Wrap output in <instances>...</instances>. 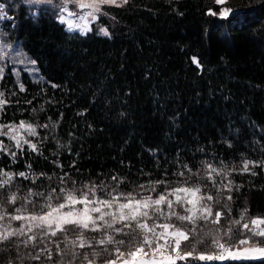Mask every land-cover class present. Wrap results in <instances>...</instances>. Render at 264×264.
<instances>
[{
	"label": "trees",
	"instance_id": "16d2710c",
	"mask_svg": "<svg viewBox=\"0 0 264 264\" xmlns=\"http://www.w3.org/2000/svg\"><path fill=\"white\" fill-rule=\"evenodd\" d=\"M0 1L11 16L5 41L21 42L43 77L24 70L21 90L7 67L0 121L48 125L40 127L38 151L0 154V175H28H15L0 195H47L89 183L129 192L183 179L176 174L191 175L188 169L210 187L212 164L233 181L224 218L237 219L245 209L249 217L264 215V164L249 165L255 176L241 171L245 160L264 162V0H129L99 17L108 35L98 24L70 31L51 6ZM225 5L234 10L227 18L220 16ZM10 204L4 207L13 211ZM44 244L55 249L48 238ZM37 249L20 245L24 264L46 262L30 259ZM18 250L0 244V261L18 259ZM111 258L102 253L97 260Z\"/></svg>",
	"mask_w": 264,
	"mask_h": 264
},
{
	"label": "snow or ice",
	"instance_id": "6c2138e0",
	"mask_svg": "<svg viewBox=\"0 0 264 264\" xmlns=\"http://www.w3.org/2000/svg\"><path fill=\"white\" fill-rule=\"evenodd\" d=\"M47 2L51 3V0ZM128 2L129 0H63L65 4L89 9L88 16L94 19L98 18L97 14L101 12L102 6H121ZM215 2L221 4L224 0ZM63 11L67 12V9ZM231 13L232 9L225 8L220 16L227 18ZM60 21L64 23L65 17L61 16ZM74 27L76 25L68 24L69 30ZM89 30L84 27L82 32ZM100 31L104 35L109 34L107 29L101 28ZM29 63L36 62L32 60ZM2 95L0 93V97ZM6 103L5 99L0 98V109ZM37 127L47 128L48 125H33L25 121L0 124V136L15 141L14 148L23 149L24 145H28L33 151H38L37 143L19 135V130L24 129L28 137H36L39 135ZM0 151H9L3 140H0ZM10 155L15 158L17 153L11 151ZM250 164L259 167L264 162H243L241 171L255 176L258 173L250 169ZM207 169L210 170L207 174L211 181L210 187L203 182L204 176L200 172L193 173L188 169L191 175L185 176L184 171L176 174L183 179L175 182L151 181L147 185H138L137 189L129 192L119 191L117 184L85 185L79 189L52 188L50 194L29 192L23 198L15 194L7 198L0 195V244L18 250L21 244L27 247L31 243L39 251L30 255V259L39 261L40 253H46L47 259L51 261L52 250L44 244L45 238H48L59 256L70 257L68 264H75L76 259H81V264H95L102 253L113 257L105 260V264H209L225 261L264 264V216L246 219L245 209L238 219L229 215L226 227L202 231L203 226L208 223L220 224L221 216L225 215L220 209H227L230 214L227 202L232 200L230 193L233 190V181L226 179L230 173L217 172L212 164H207ZM212 173H217L219 183L213 179ZM3 174L8 179L0 181V186L9 184L15 175L28 179L25 172ZM112 179L115 181L117 177L113 176ZM212 189H215V195ZM225 192L229 194L224 195ZM30 196L39 197L40 200L30 199ZM18 200L21 202L12 212L4 207L8 203L15 205ZM13 221L21 223L14 227ZM177 222L181 225L186 222L191 228L184 230L177 226ZM190 234L194 237L193 242L184 246L191 250L182 251V241H188ZM205 238L208 239L207 244H204ZM62 243L66 248H61ZM198 244H204L205 249L211 250L197 251ZM77 247L89 251L77 253L74 250ZM122 247L127 250L122 251ZM7 264H15V261L9 260ZM56 264L65 262L58 259Z\"/></svg>",
	"mask_w": 264,
	"mask_h": 264
},
{
	"label": "rangeland",
	"instance_id": "374dc122",
	"mask_svg": "<svg viewBox=\"0 0 264 264\" xmlns=\"http://www.w3.org/2000/svg\"><path fill=\"white\" fill-rule=\"evenodd\" d=\"M23 2L27 3L34 10H36L39 6H51V7L55 8L57 10V16H58L59 19H60L61 16L65 17V22L64 23L66 24L67 28H68V24L69 23H72V24L76 25V27H74L70 31H76V32H81V33H86V32H82V29L84 27H87L88 29L91 30L92 26L94 24H98L99 23V17L107 15V7L110 6V5L102 6L101 12L97 14L98 18L94 19V18L88 16V12L90 11L89 9H80L75 4H65V3H63V0H51V3H48L47 0H41V2H39V3L37 2V0H23ZM226 2H227V0H224V3H222V4H226ZM5 7L7 8L6 3L3 2V1H0V69H2V72H0V93L3 94L2 97H0V98L5 99L7 101V99H6L5 95H4L5 91L1 87V82H2V79H3V76H4L5 72H6L7 67H12V69H13V71L15 73V76H16V80H17V82H18V84L20 86L22 85L21 75H22V72L24 70L27 71L35 80H43V77L41 76V73H40V70H39L37 64L36 63L35 64L29 63V61H32L34 59L23 49V46H22L21 42H19V41L6 42L5 41V38H6V40H9V30H8V28H6V24L7 23L4 24V22L7 21V19L11 18V16L6 11ZM65 8L67 9V12L63 11ZM225 8L232 9V8H230L227 5H225L223 7V9H225ZM233 12H234V10L232 9V13ZM68 13H73V15L69 16ZM101 28L106 29V27L98 24L99 31H100ZM21 61H23V63H21ZM7 103H8V101H7ZM4 106H3V108H4ZM2 110L3 109H0V114H1ZM21 121H25V122L31 123L33 125H40L39 123H36L34 121H29V120H21ZM19 122L4 123V122L0 121V124H18ZM5 131H7V129H5ZM37 132L39 133L38 136H36V137H28L26 132L24 131V129H20L19 130V135L23 136L24 138H27V139L31 140L32 142L37 143V148H38V145H39L40 140H41L40 127H37ZM0 140H3L4 144L9 149V151L6 152V153H10L11 151H15L16 152L18 150V148H14L13 147V145L15 144V141L11 140L9 137L0 136ZM27 147L30 148L28 145H24L23 148H27ZM2 152H4V151H0V154ZM220 171H223V170L217 169V172H220ZM212 177H213V179H216L217 181L219 180V177L217 176V173H212ZM13 178H14V176L12 177V179ZM7 179H8V177L5 176L4 174L0 175V181L7 180ZM86 185H97V186H99V184H97V183H89V184H86ZM5 186H7V184L3 185L1 187L3 188ZM105 186H114V184L113 183H106ZM119 188H120V186H118V190L122 191ZM97 191H98V194H99V189ZM212 193H213V195H215V190L212 189ZM53 195H55V194H53ZM224 195H228V193L225 192ZM31 199L40 200L39 197H34V198H31ZM20 202H21V200H18L17 204H15V205L10 204V205L15 208V207L19 206ZM29 208L31 209V206H29ZM6 210L8 212H12V211H9L7 208H6ZM177 210L179 211V209H177ZM215 210L216 209H214V211ZM220 210L222 211V209H220ZM259 216H264V215H259ZM224 217H225L224 215L221 216L219 225H213L211 223H208V224L203 226L202 231H204V232H207L209 230L215 231L217 228L226 227L227 226L226 221H227V219L229 217H226V218H224ZM252 217L246 216V219H250ZM254 217H257V216H254ZM19 223H21V222H16V221L12 222L14 227L17 224H19ZM177 226L178 227H183L184 230H188V229L191 228V226L188 225L186 222L183 225H181L179 222H177ZM198 231H199V229H198ZM193 239H194V237H192L191 234H190V238H189L188 241H186V242L182 241V245H181L182 251H190L191 250V248H187L184 245L186 243L187 244H191L193 242ZM207 243H208V239L205 238L204 244H207ZM204 244H198L197 245V251H205V250L210 251L211 250L210 248L209 249H205ZM47 248L50 249V246H47ZM77 248H75V249H77ZM51 250H52L53 258L55 257V259H52L51 261H49L47 259V254L46 253H40L41 257H44L46 262H44V261L43 262H39V263H37V262L32 263L31 262L30 264H56V261L58 259H63L65 264H68V260L70 259L69 256L65 255V256H62L60 258H56L57 257L56 250L55 249H51ZM54 250H55V252H54ZM125 250H127V249L126 248L122 249V251H125ZM30 251H32V249H26V253H28ZM37 251H39V249H37ZM26 253L24 254L23 251L18 250V254L16 255V256H18V259L16 258V259H9V260L15 261V264H21V262H22V264H24L22 259H23V257H27L28 256V254H26ZM9 260L8 259L2 260V261H0V264H7V262ZM225 262H227V261H225ZM199 263H201V262H199ZM209 263H212V262H209ZM75 264H81V259H76L75 260ZM95 264H105V261L99 262L96 259Z\"/></svg>",
	"mask_w": 264,
	"mask_h": 264
}]
</instances>
